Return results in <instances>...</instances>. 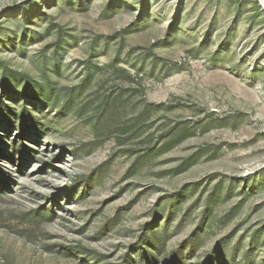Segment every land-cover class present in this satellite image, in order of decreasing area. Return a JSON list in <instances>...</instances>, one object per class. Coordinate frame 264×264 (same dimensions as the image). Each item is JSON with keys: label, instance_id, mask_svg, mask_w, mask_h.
Wrapping results in <instances>:
<instances>
[{"label": "rangeland", "instance_id": "1", "mask_svg": "<svg viewBox=\"0 0 264 264\" xmlns=\"http://www.w3.org/2000/svg\"><path fill=\"white\" fill-rule=\"evenodd\" d=\"M1 64L0 264H264V0H0Z\"/></svg>", "mask_w": 264, "mask_h": 264}, {"label": "trees", "instance_id": "2", "mask_svg": "<svg viewBox=\"0 0 264 264\" xmlns=\"http://www.w3.org/2000/svg\"><path fill=\"white\" fill-rule=\"evenodd\" d=\"M2 65V64H1ZM3 68V75L0 79V85H2L6 90L10 89V84L8 83V77L7 73L9 72L7 67L2 65ZM28 97L32 98H38L40 101H43L45 99L44 91L37 88L35 85H31L29 88H27L25 91H23ZM72 190V189H71Z\"/></svg>", "mask_w": 264, "mask_h": 264}]
</instances>
